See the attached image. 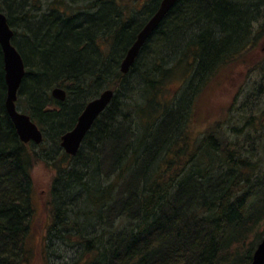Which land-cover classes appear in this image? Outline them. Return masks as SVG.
<instances>
[{
  "label": "trees",
  "instance_id": "1",
  "mask_svg": "<svg viewBox=\"0 0 264 264\" xmlns=\"http://www.w3.org/2000/svg\"><path fill=\"white\" fill-rule=\"evenodd\" d=\"M161 2L0 0L26 66L17 107L44 136L23 142L8 114L0 44V264L29 263L41 162L54 172L46 259L252 262L264 237V55L220 123L195 142L188 129L209 83L251 67L246 58L264 40V0H180L123 73ZM107 90L112 101L78 153L67 154L61 137Z\"/></svg>",
  "mask_w": 264,
  "mask_h": 264
},
{
  "label": "water",
  "instance_id": "2",
  "mask_svg": "<svg viewBox=\"0 0 264 264\" xmlns=\"http://www.w3.org/2000/svg\"><path fill=\"white\" fill-rule=\"evenodd\" d=\"M179 1L162 0L159 9L140 31L137 40L122 61L121 70L123 73L126 74L130 71L142 47ZM13 38L14 31L8 18L5 13L0 11V44L4 54L5 78L8 88L6 108L21 140L25 143L32 141L40 144L43 142V132L28 114L22 113L17 107L19 90L26 75V66L22 55L13 44ZM52 96L65 101L67 94L64 89L55 88L52 91ZM113 97L114 92L107 90L85 106L74 128L61 137V146L67 154L75 156L78 153L95 120L106 110ZM250 264H264V237Z\"/></svg>",
  "mask_w": 264,
  "mask_h": 264
},
{
  "label": "rangeland",
  "instance_id": "3",
  "mask_svg": "<svg viewBox=\"0 0 264 264\" xmlns=\"http://www.w3.org/2000/svg\"><path fill=\"white\" fill-rule=\"evenodd\" d=\"M262 48H264V40L259 44L256 56H247L246 60L250 62V68L239 71L235 75L232 74L224 83L218 84L216 81L206 86L205 90L201 93L202 95L197 100L196 112L194 118L190 122V128L188 129L189 136L193 142H195L206 129L212 127L213 124H218L223 117H226L229 106L239 92V88L244 86L246 84L245 79L252 75V67L256 64L255 60H259V56L264 55ZM220 84L222 86L221 88L218 87ZM172 85L177 87L179 83L174 82ZM33 177L34 214L31 221V235L28 238V247L31 250V256L27 264H70L71 261L68 262L63 260V257H58L60 254L59 252L55 255L51 254V259H48V257L46 259L45 255H43L45 251H43L41 240L51 223L52 207L49 202L54 172L47 164L41 162L35 166ZM70 256H73V253H70Z\"/></svg>",
  "mask_w": 264,
  "mask_h": 264
},
{
  "label": "bare ground",
  "instance_id": "4",
  "mask_svg": "<svg viewBox=\"0 0 264 264\" xmlns=\"http://www.w3.org/2000/svg\"><path fill=\"white\" fill-rule=\"evenodd\" d=\"M132 46H133V45H132ZM132 46L129 48V50L132 48ZM129 50H128V51H129ZM128 51L126 52V55L128 54ZM139 54H140V53H139ZM126 55H125V57H126ZM138 56H139V55H138ZM125 57H124V58H125ZM136 59H137V58H136ZM123 60H124V59H123ZM99 96H100V95H99ZM99 96H98V97H99ZM96 98H97V97H96ZM96 98H94V99H96ZM94 99H92V100H94ZM92 100H90L89 102H91ZM89 102H88V103H89ZM88 103H87V104H88ZM84 108H85V107H84ZM83 110H84V109H83ZM82 112H83V111H82ZM82 112H81V113H82ZM8 114H9V113H8Z\"/></svg>",
  "mask_w": 264,
  "mask_h": 264
}]
</instances>
